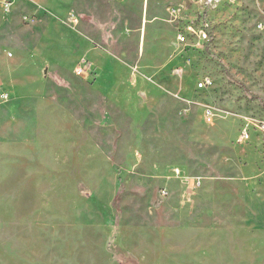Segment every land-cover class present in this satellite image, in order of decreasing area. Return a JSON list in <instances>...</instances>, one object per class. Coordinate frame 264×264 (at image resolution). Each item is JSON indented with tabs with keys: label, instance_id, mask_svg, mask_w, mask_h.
Returning a JSON list of instances; mask_svg holds the SVG:
<instances>
[{
	"label": "rangeland",
	"instance_id": "374dc122",
	"mask_svg": "<svg viewBox=\"0 0 264 264\" xmlns=\"http://www.w3.org/2000/svg\"><path fill=\"white\" fill-rule=\"evenodd\" d=\"M44 1L0 4V264H264V0ZM112 9L115 80L77 76Z\"/></svg>",
	"mask_w": 264,
	"mask_h": 264
},
{
	"label": "crops",
	"instance_id": "0c3cea01",
	"mask_svg": "<svg viewBox=\"0 0 264 264\" xmlns=\"http://www.w3.org/2000/svg\"><path fill=\"white\" fill-rule=\"evenodd\" d=\"M26 1L27 4L22 5L23 7L20 8L19 5L21 4H19V0H0V4L3 12L2 16L4 20H6L3 28H5V26H7L8 23L12 22V20L15 18L16 16L15 12L17 7L19 8V17L21 13H23L24 11L31 10L33 12L31 14H26L25 16L22 15L21 18H19V20L21 19L20 21L23 20V22L28 24L30 23L32 24L37 21H44L46 19L56 18V14L49 9L47 1L44 0H26ZM83 3L85 2L83 1ZM83 3L81 7L82 12L88 11V9L86 8L87 6ZM85 14L87 17L89 16L87 13ZM110 14L112 15V17L109 26L105 24L106 21L104 20V18L97 19L98 12H96L94 16L88 17L92 19L94 23L93 25L84 23L83 29H81V34L83 38L81 42H79L80 51L84 53L81 55V58L86 56L90 60L93 59L95 60V63L97 65H99L100 67L102 66L104 70H107V73L105 74V82L108 84H111V82L115 80L116 77L113 71L114 60L113 59L109 60L108 56L111 57V55L107 51L110 45H112L113 39L115 37L114 35L115 32H113L111 29H113V26L116 25L115 18L113 15L114 14L113 9L111 10ZM93 27L95 28V30H93L94 29ZM93 75L95 76L96 72L93 71ZM14 100L15 101L13 102V104H8L9 101L6 103L8 105L6 107L7 111H10V113L13 116H17V113L19 111L18 115L28 119L33 128L34 122L39 121V117L41 116L43 110L40 108L39 105H37L34 102V100L30 96H22Z\"/></svg>",
	"mask_w": 264,
	"mask_h": 264
},
{
	"label": "built area",
	"instance_id": "2783aa9c",
	"mask_svg": "<svg viewBox=\"0 0 264 264\" xmlns=\"http://www.w3.org/2000/svg\"><path fill=\"white\" fill-rule=\"evenodd\" d=\"M220 0H205V5L211 7L212 5L218 3ZM175 11V10H174ZM203 15V14H202ZM208 19H202L201 20V27L199 29V33L193 29L192 26L189 27L190 33L196 34L198 36V39L201 40L202 43H208L210 41V33H209V28L210 24H208ZM186 40L185 36L180 37V41L184 42ZM92 66L90 64V61L86 57H82L77 68L75 69V73L79 77H87L93 74ZM213 85V81L210 77H205L203 78L199 83H198V89H208ZM207 115L210 116L211 112L207 111ZM245 135H248L245 133Z\"/></svg>",
	"mask_w": 264,
	"mask_h": 264
}]
</instances>
